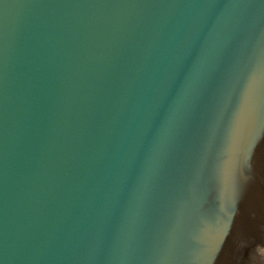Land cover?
I'll return each instance as SVG.
<instances>
[{"label": "water", "instance_id": "1", "mask_svg": "<svg viewBox=\"0 0 264 264\" xmlns=\"http://www.w3.org/2000/svg\"><path fill=\"white\" fill-rule=\"evenodd\" d=\"M264 264V0H0V264Z\"/></svg>", "mask_w": 264, "mask_h": 264}, {"label": "flooded vegetation", "instance_id": "2", "mask_svg": "<svg viewBox=\"0 0 264 264\" xmlns=\"http://www.w3.org/2000/svg\"><path fill=\"white\" fill-rule=\"evenodd\" d=\"M256 262L254 264H262L260 256L256 255Z\"/></svg>", "mask_w": 264, "mask_h": 264}]
</instances>
